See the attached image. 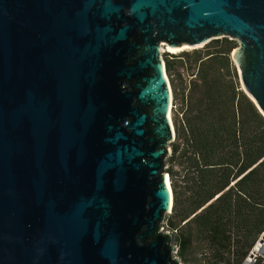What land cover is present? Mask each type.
<instances>
[{
  "label": "water",
  "instance_id": "95a60500",
  "mask_svg": "<svg viewBox=\"0 0 264 264\" xmlns=\"http://www.w3.org/2000/svg\"><path fill=\"white\" fill-rule=\"evenodd\" d=\"M222 37L264 115V0H0V264H183L162 47Z\"/></svg>",
  "mask_w": 264,
  "mask_h": 264
},
{
  "label": "trees",
  "instance_id": "16d2710c",
  "mask_svg": "<svg viewBox=\"0 0 264 264\" xmlns=\"http://www.w3.org/2000/svg\"><path fill=\"white\" fill-rule=\"evenodd\" d=\"M234 47L223 37L165 55L169 76L183 78L176 60L196 75L166 159L174 204L165 226L185 263L196 253L203 264H243L264 231V115L240 87Z\"/></svg>",
  "mask_w": 264,
  "mask_h": 264
},
{
  "label": "rangeland",
  "instance_id": "374dc122",
  "mask_svg": "<svg viewBox=\"0 0 264 264\" xmlns=\"http://www.w3.org/2000/svg\"><path fill=\"white\" fill-rule=\"evenodd\" d=\"M232 46H237L239 44V41L237 39H230L229 37H227ZM220 39H223L220 38ZM208 44V43H207ZM206 46V45H204ZM204 46L202 47H199V48H203ZM234 47V48H235ZM194 48L193 47H190V48H187V49H183V50H180V51H177V52H171L169 50H167V45H164L163 46V50H164V59H165V55L168 53V54H175V55H181L184 51H191L193 50ZM231 58L233 59L232 57V53H231ZM178 59V58H177ZM176 67L182 72L184 73L183 75V78H181L178 73L175 72V74L169 76V80H170V83H171V88H172V94H173V108H172V119H173V123H174V126H175V130H176V127L179 125V122H181V119H182V108L184 106V98H185V95L187 93V84L189 82L190 79H192L190 77V75H188L187 73H185V68H182L180 67V63L178 62V60H176ZM234 61V60H233ZM235 64V62H234ZM236 66V65H235ZM237 69V68H236ZM238 72V71H237ZM238 78H239V83H240V87L242 88V83H241V80H240V77H239V74H238ZM174 82V84H173ZM176 85V90H175V86ZM168 158V157H167ZM171 214V213H170ZM169 215V214H168ZM165 225H166V221H165ZM166 227V226H165ZM167 229V227H166ZM178 247V246H177ZM175 256L179 257L177 255V252L175 253ZM180 258V257H179ZM189 259H190V263H185L183 262L181 259V262L183 264H203L202 262V259L200 258L199 255H197L196 253H191L189 255Z\"/></svg>",
  "mask_w": 264,
  "mask_h": 264
},
{
  "label": "built area",
  "instance_id": "2783aa9c",
  "mask_svg": "<svg viewBox=\"0 0 264 264\" xmlns=\"http://www.w3.org/2000/svg\"><path fill=\"white\" fill-rule=\"evenodd\" d=\"M195 76L196 75H191L190 77L194 78ZM243 264H264V231L259 235L257 241L250 249L248 255L243 261Z\"/></svg>",
  "mask_w": 264,
  "mask_h": 264
},
{
  "label": "bare ground",
  "instance_id": "6f19581e",
  "mask_svg": "<svg viewBox=\"0 0 264 264\" xmlns=\"http://www.w3.org/2000/svg\"><path fill=\"white\" fill-rule=\"evenodd\" d=\"M164 45H167V44H164ZM187 48H190V46L183 45V46H178V47H170V46L167 45V50H169L171 52H177V51H180V50H183V49H187ZM162 49H163V47H162ZM171 92H172V88H171ZM172 96H173V94H172ZM172 103H173V98H172ZM172 106H173V104L171 105V107ZM171 113H172V111H171ZM171 113H170V116H171V120L173 121ZM167 178H168V181L170 183V178H169V174L168 173H167Z\"/></svg>",
  "mask_w": 264,
  "mask_h": 264
}]
</instances>
